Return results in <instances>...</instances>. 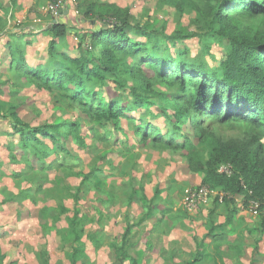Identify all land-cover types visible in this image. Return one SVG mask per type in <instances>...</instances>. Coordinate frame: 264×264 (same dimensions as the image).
Instances as JSON below:
<instances>
[{"label": "rangeland", "instance_id": "374dc122", "mask_svg": "<svg viewBox=\"0 0 264 264\" xmlns=\"http://www.w3.org/2000/svg\"><path fill=\"white\" fill-rule=\"evenodd\" d=\"M86 1L0 0V264H72L74 254L77 264H189L197 252L204 256L197 264H264V256L259 257L262 238L258 240L264 231V210L245 208L241 195L225 193V198L223 191L203 184L204 173L193 171L180 150L136 139L131 119H121L120 129L113 123L101 126L70 103L69 91L47 88L17 67L21 62L15 59L21 54L22 63L46 71L64 63V53L93 57L91 27L97 30L105 24L81 20ZM94 1L128 11L132 25L145 27L152 37L130 29V38L149 43L153 53L211 70L227 54L228 37L218 33L221 26L208 14L209 8L197 2ZM263 20L256 16L238 24L237 30L253 33ZM55 21L70 23L65 37L48 32ZM52 40L55 55L49 53ZM18 47L22 53L12 55L11 49ZM117 61L119 69L108 74L104 84L91 82L90 88L109 99L120 96L121 104L132 108L130 115L167 131L162 107L175 113L181 87L159 78L150 67L134 83L125 65L134 58L118 52ZM134 84L149 95L150 105L134 106ZM13 113L30 127L68 123L69 129L74 122L78 126L76 133L58 135V143L39 135L45 144H27L14 127ZM209 128L222 140L255 135L264 144L258 131L204 122L203 129ZM180 132L178 140L187 136L198 142V131L189 122ZM45 145L51 154L41 151ZM236 215L251 221L246 227L243 222L238 225L234 233L241 239L230 242L225 229ZM73 220L78 222L76 230ZM206 244L211 245L208 252ZM244 245L253 247L251 258L242 251Z\"/></svg>", "mask_w": 264, "mask_h": 264}, {"label": "trees", "instance_id": "16d2710c", "mask_svg": "<svg viewBox=\"0 0 264 264\" xmlns=\"http://www.w3.org/2000/svg\"><path fill=\"white\" fill-rule=\"evenodd\" d=\"M207 7L208 14L213 15L216 25L221 26L218 33L228 37L229 48L225 58L217 69H208L201 65L189 63L183 59H175L171 55H160L152 52L147 42L133 41L128 30L135 29L141 34H147L145 27L134 26L130 21L128 11L113 3L88 0L83 4L82 21L100 20L105 25L97 30L91 27V47L93 57L87 55L72 56L62 54L64 63L54 65L52 71H46L43 66L32 68L24 62L22 50L12 51V55L19 53L15 60L21 62L17 67L25 74L32 76L47 88L56 87L69 91L68 98L72 105L79 106L99 125L113 123L121 128V119L128 118L134 122L135 137L146 143H160L180 150L187 157L193 171L204 173L202 183L218 189L226 194L241 195L245 208L252 202L264 205V144L255 135L251 139L233 137L222 140L211 129H203V123L219 124L234 129L243 127L246 130L258 131L264 136V20L253 33L240 32L238 24L251 21L261 15L264 18V0H184ZM69 22L55 21L47 27L54 37H65ZM56 41L52 40L49 53L55 55ZM8 46H11L8 44ZM125 53L134 58L130 64H125L127 72L134 83L140 82L139 76H144L145 68L150 67L159 78L174 80L181 87L183 94H178L174 104L175 113L169 114L167 106L162 107L163 117L168 123L167 131H160L155 123L146 121L143 117L130 115L132 108L127 103L121 104L120 96H100V91L90 88L94 84H104L112 74L119 69L121 63L117 61V53ZM22 64V65H21ZM145 80L142 81L141 86ZM121 88L124 85L118 82ZM101 86V85H100ZM150 87V83H147ZM130 91L134 96V106L150 105L149 95L143 88L133 85ZM14 127L20 131L21 139L28 144L49 139L58 143V135L76 133L77 123L44 124L30 127L22 122L16 113ZM189 122L198 131V142L185 136L180 141L181 126ZM210 127V126H209ZM30 144V143H29ZM257 144H259L257 146ZM46 155L51 154L48 145L41 150ZM221 165H230L231 173L220 172ZM226 198V197H225ZM233 200V199H232ZM216 205L219 197L215 198ZM233 213L236 209H231ZM80 211H76L75 218ZM73 229L78 225L71 221ZM264 228V220L262 221ZM76 230V229H75ZM125 233L124 238L126 237ZM76 250V249H75ZM121 248L116 251L120 255ZM77 251V250H76ZM75 251V252H76ZM124 254V253H123ZM126 254V253H125ZM200 252L189 264L200 261ZM72 264L76 263V256L72 257Z\"/></svg>", "mask_w": 264, "mask_h": 264}, {"label": "crops", "instance_id": "0c3cea01", "mask_svg": "<svg viewBox=\"0 0 264 264\" xmlns=\"http://www.w3.org/2000/svg\"><path fill=\"white\" fill-rule=\"evenodd\" d=\"M245 220H247L246 218H243V217H241V215H236V218H233L231 221H230V223L228 224L229 226V228H227V229H225V230H227L229 233V241L230 242H232V241H235L237 238H239V240L241 239V237L240 236H237L236 235V233H234L235 232V229H237L238 228V225L240 226L241 225V223L243 222L244 223V227H246V225H248V223L251 221V220H247L246 222H245ZM222 222V221H221ZM151 227H147V229H150ZM249 230V229H248ZM245 232L247 231L246 230V228H245V230H244ZM261 233V232H260ZM261 236V237H260ZM259 237H258V240H260V238H262L261 240H260V244L261 245H259L260 246V252L261 253H263V254H259V257H263L264 256V231L261 233V235H260ZM218 237V236H217ZM223 237H224V235H223ZM243 239H244V237H243ZM232 240V241H231ZM207 245H209V246H211L210 244H206V247H207ZM213 245V244H212ZM201 248V247H200ZM221 249H222V246H221ZM208 250H209V247H207L206 248V251L208 252ZM253 247L252 248H250V247H246L245 245L243 246V250L242 251H244L245 253H247L248 254V258H251L252 257V252H253ZM263 251V252H262ZM250 253V254H249ZM207 256V255H206ZM204 257V256H203ZM203 257L202 256H200V259L202 260L203 259ZM194 259V258H193ZM192 259V260H193ZM191 260V261H192ZM199 262V261H198ZM197 262V263H198Z\"/></svg>", "mask_w": 264, "mask_h": 264}, {"label": "built area", "instance_id": "2783aa9c", "mask_svg": "<svg viewBox=\"0 0 264 264\" xmlns=\"http://www.w3.org/2000/svg\"><path fill=\"white\" fill-rule=\"evenodd\" d=\"M61 8H59V10H60ZM224 166H226V171L225 170H223L222 168L224 167ZM222 167V168H221ZM220 172H226V173H228V174H230L231 173V166L230 165H221L220 166ZM209 186V185H208ZM210 187V186H209ZM211 188V187H210ZM212 190L210 189V192H211ZM200 193H203V189H201L200 190ZM224 193V197L226 196L225 195V192H223ZM221 197V196H220ZM220 197H219V199H220ZM250 207H256L257 208V210H264V205L262 206L260 203H258V202H252V204H251V206Z\"/></svg>", "mask_w": 264, "mask_h": 264}]
</instances>
